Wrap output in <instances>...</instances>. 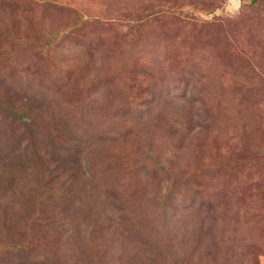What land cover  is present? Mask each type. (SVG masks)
I'll use <instances>...</instances> for the list:
<instances>
[{"label":"rangeland","instance_id":"obj_1","mask_svg":"<svg viewBox=\"0 0 264 264\" xmlns=\"http://www.w3.org/2000/svg\"><path fill=\"white\" fill-rule=\"evenodd\" d=\"M0 264H264V0H0Z\"/></svg>","mask_w":264,"mask_h":264},{"label":"trees","instance_id":"obj_2","mask_svg":"<svg viewBox=\"0 0 264 264\" xmlns=\"http://www.w3.org/2000/svg\"><path fill=\"white\" fill-rule=\"evenodd\" d=\"M24 108H23V107ZM30 108L22 103L18 104V108L10 109V115H18L19 117H22L24 119H30L33 115L29 113Z\"/></svg>","mask_w":264,"mask_h":264}]
</instances>
